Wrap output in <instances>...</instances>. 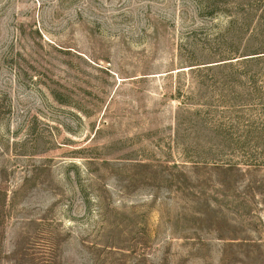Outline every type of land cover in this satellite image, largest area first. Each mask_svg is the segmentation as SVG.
<instances>
[{
    "label": "rangeland",
    "instance_id": "obj_1",
    "mask_svg": "<svg viewBox=\"0 0 264 264\" xmlns=\"http://www.w3.org/2000/svg\"><path fill=\"white\" fill-rule=\"evenodd\" d=\"M0 264H264V0H0Z\"/></svg>",
    "mask_w": 264,
    "mask_h": 264
}]
</instances>
